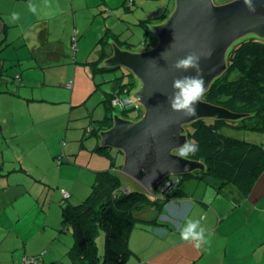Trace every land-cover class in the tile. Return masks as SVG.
<instances>
[{
  "label": "crops",
  "instance_id": "obj_1",
  "mask_svg": "<svg viewBox=\"0 0 264 264\" xmlns=\"http://www.w3.org/2000/svg\"><path fill=\"white\" fill-rule=\"evenodd\" d=\"M35 1L40 0H0V38L4 36L0 45V264H18L34 256L44 264H77L72 253L76 244L74 225L65 215L63 205L82 202L81 193L84 195L88 186L79 185L81 176L95 181V172L87 164H78L81 150L70 148L62 139V122L59 127L56 121L51 125L57 116L48 110L44 113L37 106L33 108L37 99L32 98L30 88L38 79L42 83L47 72L42 69L48 59L60 64L65 56L69 58L66 52L72 40V48H77L74 40H78V31L77 36L72 37L71 31L65 36L58 26L54 29L53 23L64 17L69 19L73 10L80 30L78 10L82 11V3L89 5L90 0H66L71 7L67 10L65 3L52 0L50 18L36 5L33 31L20 17L11 21L12 13ZM17 26L16 35L13 28ZM31 50L37 51L45 62L36 64V70L32 69L35 65H30ZM9 67L12 70L5 72ZM116 77L110 79L115 86ZM82 95L86 97V93ZM76 98L77 92L72 94V102ZM89 147L95 149L92 143ZM48 175L56 176L57 182L49 183ZM166 180L152 196L163 202L160 209L152 205L159 210L156 222L138 218L127 232L131 252L125 264H264V168L251 180L224 183L221 191L215 187L217 179L215 186L199 181L201 191L204 190L199 195L197 191H183L179 184L177 192L166 194L162 191ZM64 191L70 193L67 199ZM207 192H213V197ZM189 218L199 219L207 230L208 243L200 249L180 239L179 229ZM97 233L92 249L97 248V264H103Z\"/></svg>",
  "mask_w": 264,
  "mask_h": 264
},
{
  "label": "rangeland",
  "instance_id": "obj_2",
  "mask_svg": "<svg viewBox=\"0 0 264 264\" xmlns=\"http://www.w3.org/2000/svg\"><path fill=\"white\" fill-rule=\"evenodd\" d=\"M130 1L90 0L89 5L82 3L84 4L80 7L82 11L78 10L80 30L76 27L73 10L69 19L64 17L54 22V29L58 26L59 29L65 32V36L68 35L67 32L69 31H71L72 37L77 36L76 33L78 31V40L77 37L74 40V43L78 44L77 48H72V40L69 45L70 49L66 52L69 58L65 56L60 64L57 61H50L48 59L46 67L42 69V71L47 70L46 75L41 81L42 83L38 79V81L32 82L31 86L33 87L30 89L32 98L37 99V103H33V108L37 106L42 112L46 113L48 110L50 111L49 113L57 116L51 125L54 126L56 121V126L59 127L62 122L64 126L61 133L62 139L67 141L70 148H80V163L78 164H87L88 168L95 172L94 179H96V172L98 170L105 168L112 169L113 173L120 178L124 190L141 191L147 193L149 196H154V192L158 193L156 188L153 191L147 190L142 183L121 169L124 156L120 151L115 148H97L101 142L99 133L109 124L108 120L112 122L111 119L107 120L108 115L119 113L123 117L137 120L144 113L143 107L139 104H131L127 107L118 105L114 109L109 108L111 105L107 102L108 93L115 92L116 95L123 98L131 97L128 89L123 90L121 86L122 82L114 86V83L112 84L110 79L126 73V78L133 80L132 87L135 86L133 90L139 86V82L124 67H117L113 71L111 69H100L102 57L105 54L106 57L104 59H106L112 55L116 46L132 51H141L154 46L157 43V36L151 28L152 25L165 20V17L162 18L163 14L169 15L175 6V0H137V4L134 3V0ZM214 1L217 4H222L232 0ZM59 2H62V5L65 3L66 10L71 8L66 0H59ZM132 3L134 4L129 7L128 5ZM34 5L40 8L42 14L50 18L49 12L53 8L52 0L35 1ZM19 8L17 9L19 10ZM17 13L20 19L22 18L23 24L29 25V29L31 28L33 31L36 27V22L32 19H34L36 16L34 14L36 13L31 12L28 9V5L26 8L22 7V10ZM13 30L16 31V33H13L17 35L18 26L17 28H13ZM2 31L3 27L0 24V33ZM13 33L12 35H15ZM3 37L2 35L0 39ZM3 41L4 39L0 41V45ZM105 47H108V49L106 53H103ZM30 54L32 56L30 65H35L32 68L33 70L37 69L36 64H45V62H42L37 51L31 50ZM77 66L78 69H76ZM9 70H12V68H7L5 72H9ZM53 71H56V73ZM76 71L77 76L75 77ZM69 83L71 86H68ZM76 92L79 98H76L72 102V94ZM82 93H86V97ZM72 109L73 112L71 114L70 110ZM91 128L94 129L91 130ZM219 130L228 136L249 142L264 141V132L262 130L235 127L227 123L219 124ZM99 138L100 142L98 143ZM91 143L93 148H95L94 152L89 147ZM84 144L86 148H84ZM201 173L202 171L198 170L191 175H177L180 178V188L183 191L189 189L197 191L198 195L201 194L204 190L201 191L202 185L198 184L199 181H203L205 185L208 183L207 179L195 176ZM47 179L52 184H55L58 180L56 176L51 177L50 175L47 176ZM91 180V177L86 179L84 176H81L79 185L84 183V185L88 186V191L86 190L84 195L81 193L83 196L81 197V201L91 192L94 183ZM207 195L212 198L213 192H207ZM162 203L160 201L159 203H146L140 208H134L132 214L135 217V222L138 218L141 220H154L158 216L159 210L152 208V205L160 209L163 206ZM230 203L233 205L237 204L236 201H230ZM97 242L104 254L105 232L102 227L99 229V233H97Z\"/></svg>",
  "mask_w": 264,
  "mask_h": 264
},
{
  "label": "water",
  "instance_id": "obj_3",
  "mask_svg": "<svg viewBox=\"0 0 264 264\" xmlns=\"http://www.w3.org/2000/svg\"><path fill=\"white\" fill-rule=\"evenodd\" d=\"M253 4L254 12L243 0L222 4L175 0L165 20L151 27L157 36L154 46L141 51L116 46L102 61L104 67H124L138 80L139 86L129 93L144 113L137 120L114 114L112 126L99 133L100 147L120 151L121 169L147 190L153 191L172 176L206 169L201 160L172 155L173 149L189 140L186 125L202 119L237 121L250 115L212 103L203 95L196 115L186 116L171 109L168 97L176 77L195 74L176 70L173 65L178 59L189 53L200 57L206 93L228 69V52L236 42L250 35L264 39V0H253Z\"/></svg>",
  "mask_w": 264,
  "mask_h": 264
},
{
  "label": "trees",
  "instance_id": "obj_4",
  "mask_svg": "<svg viewBox=\"0 0 264 264\" xmlns=\"http://www.w3.org/2000/svg\"><path fill=\"white\" fill-rule=\"evenodd\" d=\"M164 17L167 14H163ZM100 69L113 71L117 67L101 66ZM129 74L132 75L131 72ZM114 82H122L123 90H132L133 81L124 80L123 74ZM108 96L109 108L114 109L112 99L116 94L112 92ZM203 99L250 115L237 121L202 119L186 125L189 140L199 146V151L189 158L202 160L207 166L205 171L195 176L207 179L213 186L219 181L215 186L219 191L229 181L253 179L264 168V141L233 138L222 133L219 124L264 132V39L250 35L236 42L228 52V69L214 80ZM113 115L107 116V120H112H106L108 128L113 124ZM178 190L176 185L164 192L172 194ZM152 202L159 203L145 192L124 190L120 178L112 169L98 171L90 194L82 202L63 205L65 215L74 225L76 244L72 253L77 257L76 263L97 264V248L93 250L92 243L102 227L105 232L103 264H125L131 252L126 235L135 222L132 211Z\"/></svg>",
  "mask_w": 264,
  "mask_h": 264
},
{
  "label": "clouds",
  "instance_id": "obj_5",
  "mask_svg": "<svg viewBox=\"0 0 264 264\" xmlns=\"http://www.w3.org/2000/svg\"><path fill=\"white\" fill-rule=\"evenodd\" d=\"M243 3L250 11H255L253 0H243ZM28 9L36 13L37 8L29 2ZM19 19L18 13L11 14V21ZM173 67L182 72L194 71V75L176 77L172 82L173 93L168 97V103L173 111L183 112L186 116H195L197 105L204 95L205 80L202 69L200 68V57L189 53L178 59ZM115 103V102H114ZM199 151V146L191 140H186L183 145L173 149L172 155L181 159H187ZM187 203V201H185ZM206 228L201 225L199 219H186L179 229L180 239L184 242L193 244L196 249L202 248L208 243Z\"/></svg>",
  "mask_w": 264,
  "mask_h": 264
},
{
  "label": "built area",
  "instance_id": "obj_6",
  "mask_svg": "<svg viewBox=\"0 0 264 264\" xmlns=\"http://www.w3.org/2000/svg\"><path fill=\"white\" fill-rule=\"evenodd\" d=\"M68 86H71L69 83ZM115 102V103H114ZM131 104L138 105L137 102L130 96L123 98L118 95H116L112 99V105L114 107H117L118 105H121L122 107H127ZM180 182V178L177 176H172L171 178L167 179L164 183V186L162 187V191H166L176 185H178ZM64 198L67 199L70 196V193L67 191L63 192ZM18 264H44L40 257L34 256L31 259L24 260Z\"/></svg>",
  "mask_w": 264,
  "mask_h": 264
},
{
  "label": "flooded vegetation",
  "instance_id": "obj_7",
  "mask_svg": "<svg viewBox=\"0 0 264 264\" xmlns=\"http://www.w3.org/2000/svg\"><path fill=\"white\" fill-rule=\"evenodd\" d=\"M129 71V70H128ZM130 72V71H129ZM133 81V80H132ZM133 83V82H132ZM134 89V87H132V90Z\"/></svg>",
  "mask_w": 264,
  "mask_h": 264
}]
</instances>
